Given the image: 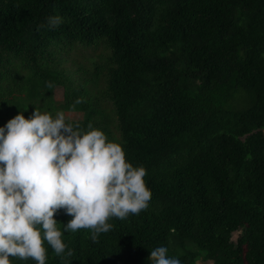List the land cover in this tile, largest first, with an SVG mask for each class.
<instances>
[{
	"label": "trees",
	"instance_id": "trees-1",
	"mask_svg": "<svg viewBox=\"0 0 264 264\" xmlns=\"http://www.w3.org/2000/svg\"><path fill=\"white\" fill-rule=\"evenodd\" d=\"M35 107L121 142L152 194L98 239L46 243V264H148L161 244L183 264H264V0H0V126Z\"/></svg>",
	"mask_w": 264,
	"mask_h": 264
},
{
	"label": "clouds",
	"instance_id": "clouds-1",
	"mask_svg": "<svg viewBox=\"0 0 264 264\" xmlns=\"http://www.w3.org/2000/svg\"><path fill=\"white\" fill-rule=\"evenodd\" d=\"M64 22L59 14L47 18L50 28ZM146 175L133 168L121 142L91 123L85 130L63 110L53 115L35 107L28 117L18 112L0 126V264H13L11 257L46 264V243L60 256L65 232L91 229L95 240L114 227L110 218L140 216L152 199ZM60 209L72 217L63 229L55 218ZM147 259L183 264L163 244Z\"/></svg>",
	"mask_w": 264,
	"mask_h": 264
},
{
	"label": "rangeland",
	"instance_id": "rangeland-1",
	"mask_svg": "<svg viewBox=\"0 0 264 264\" xmlns=\"http://www.w3.org/2000/svg\"><path fill=\"white\" fill-rule=\"evenodd\" d=\"M54 99L57 102H60L62 100V91L61 89H55L54 90ZM66 116L68 117L69 121H77L81 119V114L80 113H73V112H65ZM238 233L234 234L233 239L236 238ZM210 264V263H209Z\"/></svg>",
	"mask_w": 264,
	"mask_h": 264
}]
</instances>
